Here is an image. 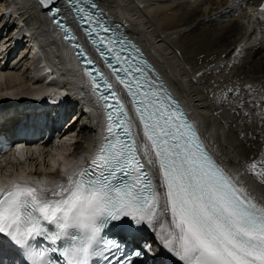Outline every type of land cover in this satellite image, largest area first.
Returning a JSON list of instances; mask_svg holds the SVG:
<instances>
[{"label": "snow or ice", "instance_id": "snow-or-ice-1", "mask_svg": "<svg viewBox=\"0 0 264 264\" xmlns=\"http://www.w3.org/2000/svg\"><path fill=\"white\" fill-rule=\"evenodd\" d=\"M39 2L91 78L106 127L89 163L60 182L49 186L20 176L0 183V264H59L54 257L95 264L96 256L110 264L127 236L143 227H158L162 246L181 264H264V199L254 197L241 174L205 143L140 50L91 0H65L64 10L56 0ZM134 122L140 132H133ZM247 170L264 175V159H253ZM150 255L152 246L144 244L115 257V264Z\"/></svg>", "mask_w": 264, "mask_h": 264}, {"label": "bare ground", "instance_id": "bare-ground-1", "mask_svg": "<svg viewBox=\"0 0 264 264\" xmlns=\"http://www.w3.org/2000/svg\"><path fill=\"white\" fill-rule=\"evenodd\" d=\"M93 1L108 23L117 22L113 27L142 48L211 150L241 174L254 197L264 199V175L247 170L253 159H264V28L251 19L253 11L240 6L257 0ZM36 7V0H0V108H11L12 100L31 106L29 125L27 116L20 122L31 135L43 133L39 126L45 114H63L66 87L76 83L78 68ZM88 110L95 112L87 99L76 106L80 115L73 128L63 132L62 141L74 138L71 146L58 144L50 152L48 143L26 145L19 155L0 159V170L6 175L17 170L26 178L43 173L60 182L57 168L71 170L96 136L95 114L89 116ZM138 143L143 150L144 142ZM140 238L152 246L160 264H181L162 246L158 227H147Z\"/></svg>", "mask_w": 264, "mask_h": 264}, {"label": "water", "instance_id": "water-1", "mask_svg": "<svg viewBox=\"0 0 264 264\" xmlns=\"http://www.w3.org/2000/svg\"><path fill=\"white\" fill-rule=\"evenodd\" d=\"M120 35L123 36L122 33H120ZM78 59H80V58L78 57ZM82 66H84V65H82ZM262 99H264V95L262 96Z\"/></svg>", "mask_w": 264, "mask_h": 264}, {"label": "rangeland", "instance_id": "rangeland-1", "mask_svg": "<svg viewBox=\"0 0 264 264\" xmlns=\"http://www.w3.org/2000/svg\"><path fill=\"white\" fill-rule=\"evenodd\" d=\"M10 103V102H9ZM7 104H8V102H7ZM65 120H63L62 122H64ZM62 122H61V125H62Z\"/></svg>", "mask_w": 264, "mask_h": 264}]
</instances>
